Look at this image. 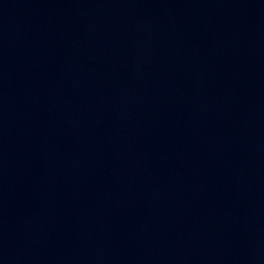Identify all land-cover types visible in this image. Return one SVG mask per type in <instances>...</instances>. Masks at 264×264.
I'll list each match as a JSON object with an SVG mask.
<instances>
[{"label":"water","instance_id":"water-1","mask_svg":"<svg viewBox=\"0 0 264 264\" xmlns=\"http://www.w3.org/2000/svg\"><path fill=\"white\" fill-rule=\"evenodd\" d=\"M0 45L137 87L264 102V0H0Z\"/></svg>","mask_w":264,"mask_h":264}]
</instances>
